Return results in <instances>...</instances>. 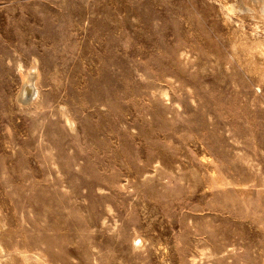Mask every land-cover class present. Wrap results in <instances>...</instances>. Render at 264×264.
I'll list each match as a JSON object with an SVG mask.
<instances>
[{"label": "rangeland", "instance_id": "374dc122", "mask_svg": "<svg viewBox=\"0 0 264 264\" xmlns=\"http://www.w3.org/2000/svg\"><path fill=\"white\" fill-rule=\"evenodd\" d=\"M0 259L264 264V0H0Z\"/></svg>", "mask_w": 264, "mask_h": 264}, {"label": "bare ground", "instance_id": "6f19581e", "mask_svg": "<svg viewBox=\"0 0 264 264\" xmlns=\"http://www.w3.org/2000/svg\"><path fill=\"white\" fill-rule=\"evenodd\" d=\"M29 91H30V90H27V92H26V93H29ZM0 262H1V259H0Z\"/></svg>", "mask_w": 264, "mask_h": 264}]
</instances>
